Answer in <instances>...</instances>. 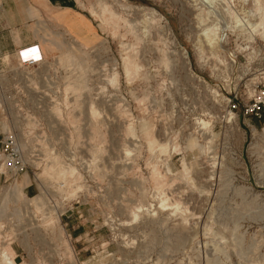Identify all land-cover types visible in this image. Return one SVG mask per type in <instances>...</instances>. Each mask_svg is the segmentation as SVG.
I'll list each match as a JSON object with an SVG mask.
<instances>
[{
    "label": "rangeland",
    "instance_id": "rangeland-1",
    "mask_svg": "<svg viewBox=\"0 0 264 264\" xmlns=\"http://www.w3.org/2000/svg\"><path fill=\"white\" fill-rule=\"evenodd\" d=\"M69 6L0 0V256L264 264V0Z\"/></svg>",
    "mask_w": 264,
    "mask_h": 264
},
{
    "label": "built area",
    "instance_id": "built-area-1",
    "mask_svg": "<svg viewBox=\"0 0 264 264\" xmlns=\"http://www.w3.org/2000/svg\"><path fill=\"white\" fill-rule=\"evenodd\" d=\"M262 110L264 111V90L260 91V100L247 110V112L250 111L252 115H260V111ZM5 151H9L10 153L4 166L14 174L22 173L25 170V165L19 157L17 149L13 145L7 144Z\"/></svg>",
    "mask_w": 264,
    "mask_h": 264
},
{
    "label": "crops",
    "instance_id": "crops-1",
    "mask_svg": "<svg viewBox=\"0 0 264 264\" xmlns=\"http://www.w3.org/2000/svg\"><path fill=\"white\" fill-rule=\"evenodd\" d=\"M28 1V11L35 10L40 12L43 8H60L69 10L70 9V2L74 0H27Z\"/></svg>",
    "mask_w": 264,
    "mask_h": 264
},
{
    "label": "bare ground",
    "instance_id": "bare-ground-1",
    "mask_svg": "<svg viewBox=\"0 0 264 264\" xmlns=\"http://www.w3.org/2000/svg\"><path fill=\"white\" fill-rule=\"evenodd\" d=\"M3 212H5V210ZM2 214H4V213H2ZM0 263L1 264H16L15 262L12 261V258L7 253H3L0 256Z\"/></svg>",
    "mask_w": 264,
    "mask_h": 264
},
{
    "label": "trees",
    "instance_id": "trees-1",
    "mask_svg": "<svg viewBox=\"0 0 264 264\" xmlns=\"http://www.w3.org/2000/svg\"><path fill=\"white\" fill-rule=\"evenodd\" d=\"M259 116H261V118L264 120V111L262 110V111H260V115ZM256 118V117H255Z\"/></svg>",
    "mask_w": 264,
    "mask_h": 264
}]
</instances>
